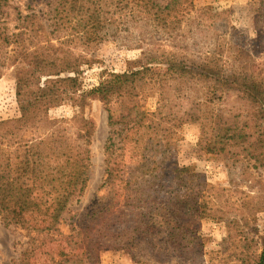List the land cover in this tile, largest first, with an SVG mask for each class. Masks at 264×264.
<instances>
[{
	"label": "rangeland",
	"instance_id": "obj_1",
	"mask_svg": "<svg viewBox=\"0 0 264 264\" xmlns=\"http://www.w3.org/2000/svg\"><path fill=\"white\" fill-rule=\"evenodd\" d=\"M29 1L17 3L19 9L25 11ZM204 8L210 12L202 13ZM39 9L47 12L43 3ZM11 12L10 21L14 20L9 27L13 31L18 21L13 9ZM177 14L181 24L170 38L153 27L140 24L88 48L65 44L64 49H69L71 58L83 57L88 63L80 68L78 93L96 87L109 73L137 70L153 57L161 61L158 57L162 54H175L189 67H198L206 57L214 56L220 64L252 70L264 78V0H189ZM41 16L48 25V16L44 12ZM66 33L69 32L65 30L61 35ZM150 65L157 72L163 73L166 69L164 64ZM21 72L20 66L7 68L0 79V123L4 122L0 127V143L3 148L14 154V160L18 153H24L19 143L22 146L41 139L49 142L63 136L69 144L82 145L89 157V182L85 191L72 201L69 213L64 214L60 234L46 242L56 238L71 239L76 235L73 228H84L99 217L116 230L120 228L122 233L125 221L129 220L125 203L141 206L146 199L139 184V166L166 158L163 165L166 179L157 183L162 186L160 196L169 203L164 210L152 209L156 215H163V221L184 224L197 240L191 244L190 236L180 237L181 241L177 242L168 239L167 244L155 239L150 244L142 239L146 233L119 237L116 239L121 249L99 252V264H258L264 250V156L261 149L241 147L233 148L228 154L208 153L198 146L201 125L182 124L172 129L168 137L171 152L162 156L161 145L149 139V131L143 127L120 136L122 125H110L104 103L93 98L81 101L62 97L46 115L37 118L35 124L18 129L12 122L20 117L16 77ZM61 74L66 75L64 71ZM167 91L174 106L167 113L187 107L184 97L188 84L171 82L168 90L150 84L138 102L147 113L146 126L156 123L158 102L167 97ZM127 107V104L113 103L115 122L122 121ZM221 110L223 117L231 115L239 125L254 127V110L237 93L228 97ZM170 125L161 122L160 134L170 132ZM257 125L260 126L257 131L263 133L264 138V121ZM112 137L114 145H110ZM122 163H125L124 182L105 184L106 170L112 164L122 167ZM186 167L189 169L185 172H175L176 168ZM130 187L141 190L130 195ZM196 196L197 212L193 216L183 214L180 219L176 214L177 202L184 198L191 201ZM139 200L142 202H136ZM191 203L194 205L193 201ZM161 219L160 216L159 221ZM27 242L24 231L5 226L0 217V264H22Z\"/></svg>",
	"mask_w": 264,
	"mask_h": 264
},
{
	"label": "trees",
	"instance_id": "obj_2",
	"mask_svg": "<svg viewBox=\"0 0 264 264\" xmlns=\"http://www.w3.org/2000/svg\"><path fill=\"white\" fill-rule=\"evenodd\" d=\"M21 1L0 0V79L7 68L20 66L23 69L16 77L20 117L12 122L18 129L35 124L37 118L46 115L62 97L81 101L93 98L104 103L110 125H122L120 136L143 127L149 131V139L161 145L162 156L171 152L168 137L173 133L172 129L182 124L201 125L198 146L208 153L228 154L233 148L249 147L257 151L261 149L264 156L263 133L257 131L260 127L257 124L264 121V78L252 70L220 64L214 56L206 57L198 67H189L175 54H162L158 57L161 61L153 57L137 70L109 73L96 87L78 93L80 68L88 63L83 57L71 58L69 49H64L65 44L88 48L108 36H119L140 24L153 27L170 38L181 24L177 11L189 0H30L25 11L17 5ZM41 3L47 12L38 10ZM12 9L18 21L13 31L9 27L14 20L10 21ZM201 11L210 12L207 8ZM43 12L48 16V25L41 16ZM65 30L69 33L61 35ZM50 36H54L58 46ZM154 63L164 64L165 71L157 72L150 65ZM63 71L66 75L61 74ZM171 82L188 84L184 97L187 107H180L176 113H167L174 107L167 91V97L158 102L156 123L146 126L147 113L138 104L141 94L150 84L160 90H168ZM232 93H237L254 110V127L239 125L231 115L223 117L221 106ZM114 102L128 106L118 123L114 121ZM163 121L171 124L170 132L165 131V135L160 134L159 129ZM3 124L0 123V127ZM113 138L110 145H114ZM2 145L0 143V217L5 226L19 228L28 237L22 264H99V252L121 249L116 238L144 233L146 235L142 239L150 244L155 239L167 244L168 239L177 242L181 241L180 237L190 236L191 244L197 240L184 224L163 221V215H156L152 209L164 210L169 203L160 196L159 188L162 186L157 183L166 179L163 165L167 159L164 158L139 166V184L146 199L141 206L140 203H125L129 220L125 221L122 233L120 228L116 230L107 221H100L99 217L84 228H73L76 235L71 239L56 238L46 242L60 234L64 214L69 213L72 201L87 187V151L82 145L69 144L60 136L55 141L31 140L22 146L19 143V149L24 147V153L16 151L18 154L13 160L14 154ZM188 169L176 168L175 172ZM106 172L105 184L122 183L125 163L122 167L112 164ZM140 190L128 189L130 195ZM151 197L153 199L150 200ZM191 201L184 198L177 202L176 214L180 219L183 214L191 213L193 216L197 212L198 197ZM155 215L157 217H153ZM150 220H154L152 225L147 223ZM258 264H264V250Z\"/></svg>",
	"mask_w": 264,
	"mask_h": 264
}]
</instances>
